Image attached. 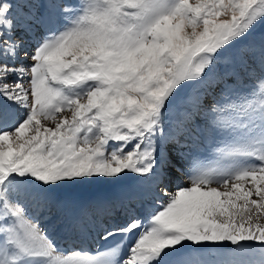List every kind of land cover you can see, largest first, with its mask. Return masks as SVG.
Masks as SVG:
<instances>
[{
    "label": "snow or ice",
    "instance_id": "obj_1",
    "mask_svg": "<svg viewBox=\"0 0 264 264\" xmlns=\"http://www.w3.org/2000/svg\"><path fill=\"white\" fill-rule=\"evenodd\" d=\"M0 264H264V0H0Z\"/></svg>",
    "mask_w": 264,
    "mask_h": 264
},
{
    "label": "bare ground",
    "instance_id": "obj_2",
    "mask_svg": "<svg viewBox=\"0 0 264 264\" xmlns=\"http://www.w3.org/2000/svg\"><path fill=\"white\" fill-rule=\"evenodd\" d=\"M207 160H205V163L210 162L215 158L214 154H207ZM93 188V187H92ZM91 188V189H92ZM172 190V188H170ZM114 190V186L102 190L99 192H95L94 190H90L85 188V187H80L76 188L73 190V193L77 197L81 196H89L97 193H107L111 192ZM93 208H89V211H91ZM78 211V209L71 204L64 206V207H52L51 211L49 212L48 210H43L41 213V219L42 220H48L51 217L56 218V225H70L71 220L73 215ZM53 233L55 236V241L57 242L58 246H69V245H74V247H85L87 248V244L91 246H96L97 242L94 244L93 240L95 239V234L94 232L89 233V232H81L77 228H73L71 226H63V227H54ZM84 235L88 236V240L83 239ZM78 239V242L76 240ZM234 246L229 245L227 248H216V247H207V248H201V249H196L198 254H201L203 257H206L208 259H214L216 254L219 252L223 251H231ZM256 248H259L260 245L258 243L255 244ZM259 257L257 256V259Z\"/></svg>",
    "mask_w": 264,
    "mask_h": 264
},
{
    "label": "rangeland",
    "instance_id": "obj_3",
    "mask_svg": "<svg viewBox=\"0 0 264 264\" xmlns=\"http://www.w3.org/2000/svg\"><path fill=\"white\" fill-rule=\"evenodd\" d=\"M85 188L90 190H94L95 192H99L102 191L103 189H109L111 187H113L112 185H103V184H98V185H92V186H84ZM93 187V188H92ZM92 188V189H91ZM73 191V190H72ZM169 191H172L171 189H169ZM92 212H95V209H91Z\"/></svg>",
    "mask_w": 264,
    "mask_h": 264
},
{
    "label": "water",
    "instance_id": "obj_4",
    "mask_svg": "<svg viewBox=\"0 0 264 264\" xmlns=\"http://www.w3.org/2000/svg\"><path fill=\"white\" fill-rule=\"evenodd\" d=\"M125 183H128L127 181Z\"/></svg>",
    "mask_w": 264,
    "mask_h": 264
}]
</instances>
